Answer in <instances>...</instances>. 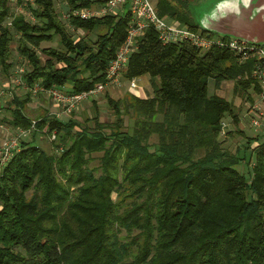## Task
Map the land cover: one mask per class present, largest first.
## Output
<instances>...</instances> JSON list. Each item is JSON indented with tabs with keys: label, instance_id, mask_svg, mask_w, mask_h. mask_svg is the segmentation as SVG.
I'll list each match as a JSON object with an SVG mask.
<instances>
[{
	"label": "trees",
	"instance_id": "trees-1",
	"mask_svg": "<svg viewBox=\"0 0 264 264\" xmlns=\"http://www.w3.org/2000/svg\"><path fill=\"white\" fill-rule=\"evenodd\" d=\"M196 1L154 6L167 20L214 34L194 22ZM11 2L0 0V69L11 73L15 44L26 66L12 81L27 95L12 94L7 122L32 139L21 137L0 165V264H264L262 133L246 138L232 99L208 93L209 78L216 88L230 80L233 94L251 99L260 89L253 59L163 44L147 28L122 80L147 75L152 94L101 93L111 119L97 95L84 98L90 112L82 121L74 116L84 99L66 118L57 110L31 117L29 97L86 92L104 80L130 13L125 5L83 19L73 11L95 0H14V12ZM55 36L59 47L50 44ZM222 119L231 124L224 138ZM37 132L54 135L53 149L34 142ZM236 133L245 146L231 150L225 144Z\"/></svg>",
	"mask_w": 264,
	"mask_h": 264
},
{
	"label": "built area",
	"instance_id": "built-area-1",
	"mask_svg": "<svg viewBox=\"0 0 264 264\" xmlns=\"http://www.w3.org/2000/svg\"><path fill=\"white\" fill-rule=\"evenodd\" d=\"M26 1L32 2L33 0ZM125 5H128L127 8L130 13L126 36L106 67L104 80L97 81L93 88L86 92L75 94L66 93L57 88L49 89L48 95L60 108L57 110V116L70 114L71 110H75L77 104L84 98L96 96L110 90L114 85H120L129 56L136 48L137 37L144 35L147 28H152L158 40L163 44L187 42L199 52H205L211 48L227 49L238 61L253 59V68L250 75L259 83L260 89L259 91L253 90L250 94L251 99L245 100L244 114L239 115V121L240 125L247 122L248 127L253 129L254 134L262 133L264 142V45L249 43L239 38L220 36L219 34L206 35L200 30L191 29L187 25H180L173 20H167L158 15L151 0H95L87 8L75 9L73 14L86 19L122 11ZM20 9L21 6L17 5L16 10ZM136 79H131L129 87L135 88L138 86ZM39 89L42 88L37 85L33 90ZM229 129H231L229 121L222 119L220 122L221 137L224 138ZM19 135V132L14 135L10 134L0 144V165L5 164L14 151L18 149ZM52 138H54V135H52Z\"/></svg>",
	"mask_w": 264,
	"mask_h": 264
},
{
	"label": "rangeland",
	"instance_id": "rangeland-1",
	"mask_svg": "<svg viewBox=\"0 0 264 264\" xmlns=\"http://www.w3.org/2000/svg\"><path fill=\"white\" fill-rule=\"evenodd\" d=\"M156 0H151V3L153 5H155ZM211 2V0H199L198 2H196L191 10H192V14L194 16L197 15L198 9L199 8H203L206 5H208ZM11 7H12V12H14L16 9V3L14 2V0H12L11 2ZM57 8L59 9V15L61 14V12H64L61 8L62 4L61 2H59L58 4H56ZM59 6V7H58ZM23 11L25 12L24 15H27V17H30V20H33L34 17L32 15V17L27 13L26 9L23 6ZM226 24L230 25L233 28H237L235 31H239V32H247V33H254L256 30H259V20L256 21H250L246 15H241L238 17L237 19V23L234 19H226L225 21ZM53 41L50 42V44L54 47H59L58 44V40L57 37L55 36V38L52 39ZM12 58L11 61L13 62V66H12V70L11 73L9 75H4L0 69V144L4 141V139L10 135V134H16L18 133V129L10 126L7 122V119L9 117V112L7 111V106H8V101H10L12 99V94L17 93V95L21 96L22 98H24L27 95V91L26 89L22 88V85H14L13 83V78L15 75H17L16 70L20 67H25L26 63L25 61H23L22 57L20 55H18L15 51V44H12ZM20 70V69H19ZM137 88L138 90H141V94L140 96L145 97L146 95H150L152 94V88H151V84L149 83V78L147 75H141L139 76L137 79ZM125 80H122L124 86L122 85V83L118 86V85H114L116 88L115 90L112 92L110 91V95L114 98L122 96V94L126 91V84L124 83ZM129 84V83H128ZM13 85V86H11ZM233 82L230 80H225L221 83L219 88L215 87L214 81L212 78L208 79V93L209 94H217L220 96H223L226 99H232V103L234 104L235 107V111H238V113L240 115L244 114V102L245 100H243L242 98L244 97V95H240V93H236L233 94ZM22 86V87H21ZM120 87V89H119ZM119 89V90H118ZM130 92H134V90L137 91L136 88H131L129 87ZM104 94L99 93L97 95V100H98V104H99V108L101 109V115L103 116V118H112V114H110V112H108V106L103 98ZM95 99V100H96ZM12 107V106H11ZM26 107H27V113L31 116V117H37L40 114H43V111H55V110H59V106L56 105L54 103V101L45 93L42 94H38V95H34L33 97H29V100L26 102ZM90 112V102L85 100L83 102L80 103L78 109L75 112V118L78 119L79 121H82L84 119V115H86V113ZM60 116H62V118H66L67 116L65 114H61ZM127 126L128 129H131V123L132 121L127 120ZM248 121V120H247ZM242 127H238V129H241L244 131V135L247 137H252L254 134L253 129L248 127V123L246 122L244 125H241ZM244 127V128H243ZM24 133V132H23ZM38 134L34 135V142L36 144L41 145L42 147L48 148V149H53V142L54 139L51 137H48L47 135H43V133L41 132H37ZM27 134V133H26ZM21 135V134H20ZM24 135V134H22ZM238 133H236L235 138H230L229 142L226 143L225 145L231 149L234 150L237 147H242L244 148L245 146V142H246V138H238ZM21 137L24 136H20L18 138V142L21 139ZM24 138H27V140L29 141L31 138L30 134H27V136H25ZM99 154V153H98ZM97 154V155H98ZM97 161H94V164H96ZM240 170H242L243 172H246V170L248 171V167L245 166L244 164H242Z\"/></svg>",
	"mask_w": 264,
	"mask_h": 264
},
{
	"label": "water",
	"instance_id": "water-1",
	"mask_svg": "<svg viewBox=\"0 0 264 264\" xmlns=\"http://www.w3.org/2000/svg\"><path fill=\"white\" fill-rule=\"evenodd\" d=\"M196 2L191 5V8ZM241 15H246L250 21L259 20V30L252 34L242 33L235 31L237 28H233L231 24L225 23L226 19H234L237 23ZM192 17L194 22L209 33L264 45V0H211L208 5L198 9L196 16L192 14Z\"/></svg>",
	"mask_w": 264,
	"mask_h": 264
},
{
	"label": "crops",
	"instance_id": "crops-1",
	"mask_svg": "<svg viewBox=\"0 0 264 264\" xmlns=\"http://www.w3.org/2000/svg\"><path fill=\"white\" fill-rule=\"evenodd\" d=\"M122 83V85L124 86V84H123V82H121ZM125 84H126V91H129V90H127V89H129V84H127L126 82H124ZM119 86V85H118ZM115 86L113 87H111V89H110V91H114L115 90ZM136 89H137V91L136 90H134V92H132V93H135L136 95H138V96H140V95H142L140 92H141V90L139 89L138 90V88L137 87H135ZM119 89H120V87H119ZM118 89V90H119ZM253 90H251L250 91V94H251V92H252ZM240 115V114H239ZM241 123H240V121L238 122V125H237V127H240L241 125H240ZM243 125V124H242ZM244 128V127H243Z\"/></svg>",
	"mask_w": 264,
	"mask_h": 264
}]
</instances>
